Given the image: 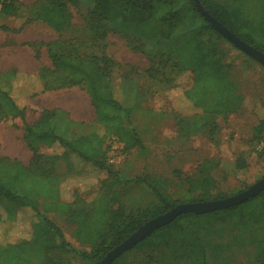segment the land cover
Masks as SVG:
<instances>
[{
    "label": "trees",
    "instance_id": "16d2710c",
    "mask_svg": "<svg viewBox=\"0 0 264 264\" xmlns=\"http://www.w3.org/2000/svg\"><path fill=\"white\" fill-rule=\"evenodd\" d=\"M82 1L48 0L32 15L30 11L24 12L25 6L20 0H0V31L20 34L26 26L43 21L60 33L70 24V6L78 7ZM84 1L91 6L84 19L86 29L93 35L91 43L69 39L46 44L52 67L39 70L37 81H41L42 87H37L35 94L80 88L89 95L97 115L95 129L89 134L64 136L59 133L56 122L58 111L48 109L41 110L36 122L27 123L26 109L20 106L14 91L32 88V85L22 84L18 69L11 70L6 85L0 87V123L20 118L25 124L24 141L32 153L28 166L0 155V206L6 213L2 218L0 211V224L14 223L19 212L28 208L35 217L28 238L17 239L12 235L13 240L3 238L0 242V264H32L27 256L33 249L45 257L56 254L59 259L64 254L77 252L46 213L65 216L76 224L77 235L92 247L91 252L80 255L100 264L108 252L142 225L177 206L156 188L159 203L155 208L130 214L122 208L118 193L122 181L119 168L108 161L109 142L116 139L122 151L127 152L144 147V143L136 130L128 126L132 109L121 104L113 91V74L120 64L102 45L111 33L138 40L140 51L147 55L150 65L146 73L167 90L177 87V78L192 75L193 86L184 95L199 112L179 120V124L187 125L184 130H189L188 135L204 133L214 143L222 123L237 114L243 105V96L232 79L229 56L216 42V38L223 36L199 13L193 1ZM258 2L264 10V0ZM201 3L238 38L264 53V31L239 6L230 0H201ZM3 16L25 20L11 28L2 20ZM90 47L96 50L90 52ZM257 130L264 134L263 121ZM60 161L66 162L65 173L56 170ZM203 168L197 181H193L203 191L190 201L225 199L220 195L212 197L216 182ZM101 172L107 176L99 181L95 191L88 192L95 187ZM79 185L80 189H76ZM229 219L246 231L264 224V191L239 206L205 215H181L112 264H128L127 255L132 251L158 249L165 242L174 247L177 262L213 264L209 248L216 249L218 257L221 249L219 243L211 245L210 229L216 221ZM254 259L264 264L263 242L257 243ZM47 264L55 263L49 258Z\"/></svg>",
    "mask_w": 264,
    "mask_h": 264
},
{
    "label": "rangeland",
    "instance_id": "374dc122",
    "mask_svg": "<svg viewBox=\"0 0 264 264\" xmlns=\"http://www.w3.org/2000/svg\"><path fill=\"white\" fill-rule=\"evenodd\" d=\"M20 1L25 6L24 12L36 15L48 0ZM230 3L239 6L245 16L253 19L254 25L264 31V10L259 7L258 0H230ZM69 10L72 16L70 24L60 33L43 21L26 26L20 34L0 31V87L6 85L13 69L21 73L22 84L32 85V88L22 87L14 91L18 103L26 109L27 123H33L42 110L37 104V97L42 94L36 95L35 92L37 87H42L41 81H37L39 70L52 67L46 44L69 39L89 43L92 39V33L84 25V19L91 10L90 4L83 0L78 7L70 6ZM2 20L13 28L20 26L25 18L17 20L3 16ZM216 42L229 56L232 79L243 96V105L237 114L222 123V130L214 137V143L209 142L204 133L188 135L189 130H184L187 125L179 124L184 116L199 112L184 95L193 86L192 75L177 78V87L169 91L146 73L150 65L147 55L140 51L138 40L129 35L111 33L103 42L105 52L120 64L112 79L115 97L132 109L128 126L136 130L144 143L142 148L129 152L121 148L115 154L121 158L117 165L122 181L118 193L126 213L155 208L159 203L154 192L156 188L176 205L194 203L190 201L191 197L203 191L200 184H193L200 177L202 167L216 182L212 197L235 196L264 178V134L257 130L264 122V66L226 38H216ZM95 50L90 47V52ZM24 125L20 118L0 123V155L28 166L32 153L24 141ZM60 134L69 136L65 132ZM56 170L65 173L66 162H58ZM106 176L101 172L95 187L88 192L95 191L99 181ZM79 187L75 186L76 189ZM0 211L2 218L5 217L1 206ZM46 215L63 230L66 241L77 252L64 254L59 259L56 254L45 257L33 249L27 259L32 264H47L49 258L55 264H95L80 255L91 252L92 247L77 235L78 226L65 216ZM17 217L14 223L0 224V242L3 238L13 240L12 235L17 239L28 238L35 221L32 210L24 209ZM209 238L211 245L219 243L221 249L218 257L216 249L209 248L213 264H259L254 259V251L258 242L264 243V224L246 231L234 220H218L211 227ZM165 243L158 249L132 251L127 255L128 264H184L175 260L174 247Z\"/></svg>",
    "mask_w": 264,
    "mask_h": 264
},
{
    "label": "water",
    "instance_id": "95a60500",
    "mask_svg": "<svg viewBox=\"0 0 264 264\" xmlns=\"http://www.w3.org/2000/svg\"><path fill=\"white\" fill-rule=\"evenodd\" d=\"M194 2L195 7L201 15L218 31L224 38L230 41L236 48L240 49L248 56L257 60L264 66V53L255 47L245 43L232 33L227 27L221 24L215 17H213L202 5L201 0H191ZM264 191V178L259 180L254 185L250 186L245 191L225 199L194 202L187 204H180L173 208L171 211L160 215L144 225L138 231L131 235L126 241L118 245L102 259L100 264H112L121 255L133 249L136 245L145 240L148 236L152 235L158 229L171 224L177 217L187 214L205 215L211 212L228 209L231 207L239 206L248 200L259 196Z\"/></svg>",
    "mask_w": 264,
    "mask_h": 264
},
{
    "label": "crops",
    "instance_id": "0c3cea01",
    "mask_svg": "<svg viewBox=\"0 0 264 264\" xmlns=\"http://www.w3.org/2000/svg\"><path fill=\"white\" fill-rule=\"evenodd\" d=\"M37 104L42 109L58 111L56 122L59 126V132L69 133L68 137L75 133L82 134L86 132L85 134H89L97 126V115L91 99L80 88L44 93L37 97ZM40 116L41 113L38 114V118L34 122Z\"/></svg>",
    "mask_w": 264,
    "mask_h": 264
},
{
    "label": "built area",
    "instance_id": "2783aa9c",
    "mask_svg": "<svg viewBox=\"0 0 264 264\" xmlns=\"http://www.w3.org/2000/svg\"><path fill=\"white\" fill-rule=\"evenodd\" d=\"M121 150V145L117 142L116 139H113L110 144V149L108 153V161L112 165H119L121 163V158H118L115 154Z\"/></svg>",
    "mask_w": 264,
    "mask_h": 264
}]
</instances>
